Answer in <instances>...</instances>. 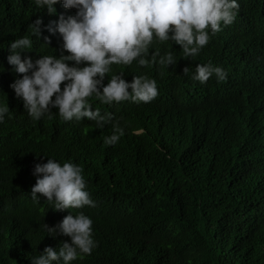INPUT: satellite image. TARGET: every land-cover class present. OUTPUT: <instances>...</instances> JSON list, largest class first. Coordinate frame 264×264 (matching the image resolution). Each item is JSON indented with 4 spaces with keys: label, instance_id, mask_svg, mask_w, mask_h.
<instances>
[{
    "label": "trees",
    "instance_id": "trees-1",
    "mask_svg": "<svg viewBox=\"0 0 264 264\" xmlns=\"http://www.w3.org/2000/svg\"><path fill=\"white\" fill-rule=\"evenodd\" d=\"M238 2L235 21L194 59L173 41L154 40L150 53L171 51L175 66L112 65L105 84L121 72L125 79L146 74L159 94L149 103L103 107L125 129L109 146L111 124L65 121L54 108L39 120L28 115L9 86L20 74L5 59L7 46L30 35L38 16L47 25L56 12L40 11L34 0H0V103L10 110L0 123V264H31L46 246L69 240L41 226L70 211L91 217L98 242L73 264H264V0ZM58 39L42 30L22 56H59ZM209 61L228 73L225 81L192 78L195 64ZM188 65L192 72L183 75ZM48 158L82 166L96 207L59 211L40 193L39 203L32 200L33 166Z\"/></svg>",
    "mask_w": 264,
    "mask_h": 264
},
{
    "label": "clouds",
    "instance_id": "clouds-1",
    "mask_svg": "<svg viewBox=\"0 0 264 264\" xmlns=\"http://www.w3.org/2000/svg\"><path fill=\"white\" fill-rule=\"evenodd\" d=\"M34 3L40 11L56 12V18L49 21L45 17L47 25H44L38 16L31 23L30 35L7 46L9 53L5 59L11 71L20 74L10 88L22 99L33 120L51 115L54 108L65 121L86 118L99 129L111 124L112 134L104 137V144L109 146L120 141L125 129L118 121L113 122V113H103V107L149 103L159 94L156 79L146 74L125 79L121 72L112 75L105 84L112 65L128 66L136 62L139 66L157 63L175 66L177 60L171 51L163 56L159 49L150 53L154 40L173 41L182 49L183 58L194 59L211 36L235 21L240 7L238 0H34ZM72 9L76 10L75 15L65 17V12ZM42 30L54 38L58 36L62 53L41 55L35 60L22 56L33 47L32 37L40 38ZM44 39L50 42V37ZM0 69L3 70L2 65ZM194 69L192 78L201 84L213 75L217 81H225L228 76L223 68L210 61L197 63ZM182 72L188 75L192 67L185 66ZM93 99L99 103L91 102ZM9 112L8 105L0 103V123L5 122ZM133 133L141 134L143 129H135ZM32 175L35 177L30 190L33 201L40 202L37 196L40 193L54 210L96 207L87 191L81 165L72 161L61 164L48 158L46 163L34 164ZM92 225L91 217L82 211L75 215L70 211L52 226L43 222L41 227L48 236L55 238L59 234L70 239L55 248L46 246L38 256L30 258L31 264H73L90 255L98 247ZM19 230L36 240L22 228Z\"/></svg>",
    "mask_w": 264,
    "mask_h": 264
},
{
    "label": "bare ground",
    "instance_id": "bare-ground-1",
    "mask_svg": "<svg viewBox=\"0 0 264 264\" xmlns=\"http://www.w3.org/2000/svg\"><path fill=\"white\" fill-rule=\"evenodd\" d=\"M23 257H24V255H23Z\"/></svg>",
    "mask_w": 264,
    "mask_h": 264
}]
</instances>
